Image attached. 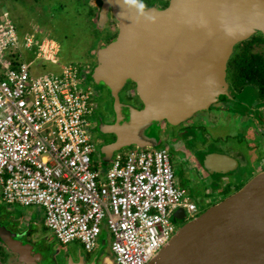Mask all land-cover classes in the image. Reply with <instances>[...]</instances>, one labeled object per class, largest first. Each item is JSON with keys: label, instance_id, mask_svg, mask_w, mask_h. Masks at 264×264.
Wrapping results in <instances>:
<instances>
[{"label": "water", "instance_id": "1", "mask_svg": "<svg viewBox=\"0 0 264 264\" xmlns=\"http://www.w3.org/2000/svg\"><path fill=\"white\" fill-rule=\"evenodd\" d=\"M139 4L95 0L98 31L109 19L118 29L110 43L98 41L90 76L114 100V121L102 124L100 135L115 139L98 142L105 171L116 154L158 151L167 126L182 125L221 98L233 100L227 71L235 47L264 36V0H170L164 9L143 10ZM128 83L139 105L121 101ZM2 215L0 246L14 256L12 264H48V257L55 258L57 243L44 235L41 222L30 218L19 231L24 218L14 222ZM173 223L175 234L149 264H264V172L190 220L180 208ZM43 242L53 253L39 248ZM99 245L91 263L111 249L106 222Z\"/></svg>", "mask_w": 264, "mask_h": 264}, {"label": "built area", "instance_id": "2", "mask_svg": "<svg viewBox=\"0 0 264 264\" xmlns=\"http://www.w3.org/2000/svg\"><path fill=\"white\" fill-rule=\"evenodd\" d=\"M59 52L57 40L22 36L8 12L0 17V198L44 208L56 239L90 254L106 222L116 264H149L175 234L176 211L195 217L196 205L176 185L163 150L120 152L103 176L82 68L32 75V66H58Z\"/></svg>", "mask_w": 264, "mask_h": 264}, {"label": "flooded vegetation", "instance_id": "3", "mask_svg": "<svg viewBox=\"0 0 264 264\" xmlns=\"http://www.w3.org/2000/svg\"><path fill=\"white\" fill-rule=\"evenodd\" d=\"M137 2L143 3L146 9L155 7L164 9L170 4V0H137ZM86 7L89 24L95 36L97 33L95 46L99 40L105 44L110 43L118 35L117 25L109 19L103 27V32L98 31L95 23L98 13L95 0H89ZM93 55L95 57V50L91 57ZM257 63L264 67L263 35H254L235 47L227 71V82L233 100L221 98L219 102L211 105L209 110L195 115L182 125L167 126L160 141L159 149L165 151L168 156L175 183L185 190L189 200L196 205L197 214L203 211L205 205L214 206L223 201L227 198V193L233 189L236 191L242 189L251 180L244 182L249 171L255 173L254 167L260 159L259 154L262 155L261 147H264V74L250 75L255 72ZM92 71L91 65L81 71L84 84L92 88L95 97L89 133L93 142L103 140L109 143L115 138L101 136L100 129L103 128L102 124H110L114 121V100L107 90L93 86L90 80ZM122 100L132 105H139L133 84L128 83L123 89ZM261 169H263L261 172H264V167ZM177 170L180 173L178 178L175 172ZM201 191L205 194L204 197H194V192ZM190 193L192 198L189 196ZM7 206L5 207L8 211L9 205ZM7 211L0 210V219L3 217L2 214L14 222L24 218L23 227L17 225V229L22 231L21 228L27 227L25 221L26 218L31 217V212H24L16 218ZM192 217L194 216L187 212V220ZM38 239L39 237L35 236L34 242L36 243ZM61 246L64 247L63 250L57 248L54 259L48 257V264L113 263L108 257H101L91 263L93 257L91 259L90 253L82 245L77 252L72 248H65L67 245L61 244ZM39 248L49 255L53 253L52 248L46 246L44 242ZM0 260L2 264L13 263L3 246H0Z\"/></svg>", "mask_w": 264, "mask_h": 264}, {"label": "rangeland", "instance_id": "4", "mask_svg": "<svg viewBox=\"0 0 264 264\" xmlns=\"http://www.w3.org/2000/svg\"><path fill=\"white\" fill-rule=\"evenodd\" d=\"M89 0H0V17L3 13L8 12L14 24L18 28V32L22 36H31L34 38L53 37L60 45V52L58 54L59 65L54 66L51 63H46L42 66H32L31 72L34 77H39L44 74H50L52 72L59 73L64 65H78L82 69L88 68L91 65L93 68L96 64V57H91L89 52L93 45L96 44V36L92 31L87 17V7ZM94 54V50L92 52ZM32 60L26 55V62L29 63ZM93 86H95L93 84ZM95 88H97L95 86ZM98 144V142H95ZM262 155L259 154V161L253 168L255 173L249 171L248 176L244 179V182H248L255 175L260 173L264 167V147H261ZM95 161L99 160L98 152L94 157ZM262 161L263 163H260ZM260 170V171H259ZM248 171V170H247ZM177 178L179 177V171H175ZM252 174V175H251ZM198 179L197 177H195ZM178 183V181H177ZM177 185V184H176ZM179 185V184H178ZM179 186H182L181 184ZM237 192L232 190L227 193L226 197ZM194 197H204L203 191L194 192ZM192 198L190 193L189 195ZM225 197V196H224ZM213 204V203H212ZM8 207L0 198V210H6ZM212 205H205L203 211L198 214L201 215L204 211L210 208ZM12 216L19 218L24 212H31V216L35 220H42L45 218V210L42 207H30L24 208L19 205H9L7 211ZM42 232L45 235L50 236V240L57 243V248L63 250V246L56 239L53 232L45 229L40 224ZM80 247V243L73 242L67 245L65 248H72L77 252ZM99 247L94 253L89 254L91 259L98 253ZM102 257H108L116 264L114 254L111 249L108 248L102 253Z\"/></svg>", "mask_w": 264, "mask_h": 264}, {"label": "trees", "instance_id": "5", "mask_svg": "<svg viewBox=\"0 0 264 264\" xmlns=\"http://www.w3.org/2000/svg\"><path fill=\"white\" fill-rule=\"evenodd\" d=\"M93 31V30H92ZM94 32V31H93ZM44 38V37H43ZM43 38H41V39H43ZM51 38H53V37H51ZM37 39H39V38H37ZM41 39H39V40H41ZM53 39H55V38H53ZM56 40V39H55ZM93 46V45H92ZM96 49V46L93 48V47H91L90 48V50H89V52H90V54H92V52H93V50H95ZM243 61V60H242ZM239 62H241V60H239ZM242 63V62H241ZM258 64V63H257ZM263 66H261V65H259L258 64V66L255 68V72L254 73H252V74H250V75H255V74H257V75H262V74H264L263 72H264V70H263ZM243 71V69L241 70V72ZM244 72H246V71H244ZM94 102H95V97H94ZM98 152V151H97ZM97 166L101 169V171H102V174H103V176H105V173L107 172V171H105L103 168H102V164L99 162V160H97ZM45 229H46V227H45Z\"/></svg>", "mask_w": 264, "mask_h": 264}, {"label": "crops", "instance_id": "6", "mask_svg": "<svg viewBox=\"0 0 264 264\" xmlns=\"http://www.w3.org/2000/svg\"><path fill=\"white\" fill-rule=\"evenodd\" d=\"M20 206V205H19ZM22 207V206H21ZM33 221L32 222H34V221H36V222H41V224L43 225V227L45 228V225H44V219H42V220H35L32 216L30 217ZM30 218H26V223H28L27 221L30 219ZM47 229V228H46ZM79 243V242H78ZM81 245V244H80ZM9 256H11V259L13 260V257L14 256H12V255H9ZM111 263H112V261L111 260H109ZM113 264V263H112Z\"/></svg>", "mask_w": 264, "mask_h": 264}, {"label": "clouds", "instance_id": "7", "mask_svg": "<svg viewBox=\"0 0 264 264\" xmlns=\"http://www.w3.org/2000/svg\"><path fill=\"white\" fill-rule=\"evenodd\" d=\"M126 3H128V4H136L137 0H126ZM139 7L141 8V10H143V8H144L143 3H140Z\"/></svg>", "mask_w": 264, "mask_h": 264}]
</instances>
